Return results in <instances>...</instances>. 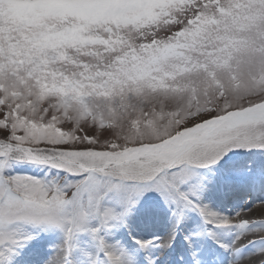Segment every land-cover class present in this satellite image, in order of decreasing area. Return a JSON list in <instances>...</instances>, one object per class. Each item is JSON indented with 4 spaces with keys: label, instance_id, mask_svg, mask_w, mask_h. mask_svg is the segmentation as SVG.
<instances>
[{
    "label": "snow or ice",
    "instance_id": "6c2138e0",
    "mask_svg": "<svg viewBox=\"0 0 264 264\" xmlns=\"http://www.w3.org/2000/svg\"><path fill=\"white\" fill-rule=\"evenodd\" d=\"M246 262L264 0H0V264Z\"/></svg>",
    "mask_w": 264,
    "mask_h": 264
},
{
    "label": "bare ground",
    "instance_id": "6f19581e",
    "mask_svg": "<svg viewBox=\"0 0 264 264\" xmlns=\"http://www.w3.org/2000/svg\"><path fill=\"white\" fill-rule=\"evenodd\" d=\"M254 213H258V209H254ZM247 215L251 217V216H253V213H248ZM246 264H247V262H246Z\"/></svg>",
    "mask_w": 264,
    "mask_h": 264
}]
</instances>
